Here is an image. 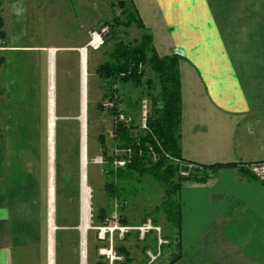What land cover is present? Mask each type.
<instances>
[{
    "label": "rangeland",
    "instance_id": "374dc122",
    "mask_svg": "<svg viewBox=\"0 0 264 264\" xmlns=\"http://www.w3.org/2000/svg\"><path fill=\"white\" fill-rule=\"evenodd\" d=\"M7 1L3 6L0 0V189L10 220L11 264H48L49 79L48 56L42 54L47 51L33 48L39 45L50 54L52 46L63 47L54 57L58 79L54 82L53 263L105 264L99 253L104 244L98 241L93 226L117 208V214L128 222L138 223L145 217L158 222L168 242L152 264H166L176 252V231L160 207L163 184L148 170H133L129 177L113 182L107 172L128 165L115 168L106 162L107 156L114 157L116 148L128 146L131 140L117 135L115 114L131 113L136 122L140 99L148 97L153 102L158 92L157 85L150 87L147 81L157 82L153 71L142 63L139 67L145 73L140 84L130 79L113 81L99 69L111 63L116 43L132 47L139 41L140 29L123 24L128 15L126 0H18L25 4L15 7L10 6L13 0ZM104 27L103 44L87 50L82 77L81 49L91 30ZM106 101L115 106L105 109ZM127 130L129 136L135 133ZM147 135L141 133L142 143L131 147L136 155L138 147L143 149L144 155L138 156L149 168L155 163V149L148 148ZM167 162L178 167L177 173L181 170L174 160ZM185 170L188 177L192 171ZM83 178L89 195L84 232ZM134 235L116 241V251L123 257L116 264L146 261L144 248L155 246V234L148 233L143 242Z\"/></svg>",
    "mask_w": 264,
    "mask_h": 264
},
{
    "label": "crops",
    "instance_id": "0c3cea01",
    "mask_svg": "<svg viewBox=\"0 0 264 264\" xmlns=\"http://www.w3.org/2000/svg\"><path fill=\"white\" fill-rule=\"evenodd\" d=\"M129 1L156 53L178 57L182 160L211 173L180 188V257L171 264H264V179L251 170L264 162V0ZM33 48L47 51L50 103L54 57L63 47L52 46L53 54ZM48 136L53 181L54 125ZM52 192L54 200L53 185ZM10 238L0 189V264H11Z\"/></svg>",
    "mask_w": 264,
    "mask_h": 264
},
{
    "label": "trees",
    "instance_id": "16d2710c",
    "mask_svg": "<svg viewBox=\"0 0 264 264\" xmlns=\"http://www.w3.org/2000/svg\"><path fill=\"white\" fill-rule=\"evenodd\" d=\"M126 9L128 10L127 21L123 24L130 26L136 25L140 29V38L137 45L129 47L128 45L118 42L114 45L111 54V63L100 67L102 74L109 76V79L116 80H131L136 84H140L144 69H140L142 63L149 67L156 78L157 82L150 81V87L157 85L158 92L156 98H153L152 116L149 120V126L152 131L144 140L153 141L152 135L160 141L163 149L172 157L182 160L181 157V96H180V79L178 71V57L159 56L153 45L150 33L145 29L141 22L138 13L129 0H126ZM125 3V2H124ZM121 23V22H120ZM145 68V67H144ZM121 73H124L121 75ZM155 116V117H154ZM117 135L120 139H129V131L118 125ZM123 141V140H122ZM101 142L103 143L102 139ZM107 163L110 164L111 157H106ZM168 159L160 158L151 167L144 166L145 160L135 155L132 162L123 169H109L107 172L111 181L127 178L133 170L147 171L155 179V181L163 184L164 194L161 201V209L167 218L171 227L175 229L177 234L180 225L181 207L179 202V191L182 184L186 181H203L207 179L211 173L207 171L210 168L207 165L194 163V168L191 169V174L188 177L178 175L176 165L169 164ZM189 162V161H185ZM217 167L221 165H216ZM201 168V169H198ZM177 175V177H176ZM176 177V180L174 179ZM113 195V186H111ZM120 193H118L119 195ZM147 217H145L146 219ZM104 219V218H103ZM144 220V219H143ZM152 220L158 223L154 218ZM121 222H128L121 217ZM176 240V239H175ZM176 252L166 264H171L180 257L178 253L177 241L174 242Z\"/></svg>",
    "mask_w": 264,
    "mask_h": 264
},
{
    "label": "built area",
    "instance_id": "2783aa9c",
    "mask_svg": "<svg viewBox=\"0 0 264 264\" xmlns=\"http://www.w3.org/2000/svg\"><path fill=\"white\" fill-rule=\"evenodd\" d=\"M107 32V28L101 29H93L89 32V40L81 49L84 51L86 55L88 48L90 49H98L104 41L105 33ZM0 37V41H1ZM124 73H121L123 75ZM104 108L114 107L115 103L112 101H106L103 104ZM151 109L152 102L148 97H143L139 101V107L137 111V120L135 122V117L131 113H126L123 111H118L115 114L117 124L133 131L134 134L129 136L130 142L128 146H120L114 150V157L112 156L110 164L115 168H122L129 164L132 160V155H136V152L131 147L132 145L139 146L140 142L142 143L141 133L151 134L152 131L149 126V120L151 118ZM135 122V123H134ZM153 141L145 140L149 145V149L154 147L155 152H152V157L156 161L160 158H165L169 160H174L178 163L179 168L181 170L178 171V175L186 177L185 168L193 169L195 166L192 162H184L183 160L172 157L169 153H167L160 141L156 138V136L152 135ZM128 139V140H129ZM137 154L139 156H143L144 152L141 147H138ZM100 161L102 163L105 162L104 157H100ZM107 162V160H106ZM252 172L259 178L264 179V162L255 163L251 167ZM94 230L97 234V239L101 242L102 247L99 249V253L104 256L105 264H116L119 261L123 260L122 255L118 254L116 251V241L124 240L129 233L136 234L137 238L143 242L148 233H154L155 246L150 247L148 245L144 248L145 253V262L144 264H152L157 258L160 256L163 245L167 244L168 239L163 238L161 226L158 223H155L152 218L147 217L146 219L138 222H121V217L117 214V208L113 210L111 215L104 220V222L99 225L93 226Z\"/></svg>",
    "mask_w": 264,
    "mask_h": 264
},
{
    "label": "bare ground",
    "instance_id": "6f19581e",
    "mask_svg": "<svg viewBox=\"0 0 264 264\" xmlns=\"http://www.w3.org/2000/svg\"><path fill=\"white\" fill-rule=\"evenodd\" d=\"M82 59H83V62L85 61V54H84V51L82 50ZM53 61V60H52ZM85 64V63H84ZM52 67V66H51ZM51 76V75H50ZM52 79V78H51ZM54 82L52 83L51 82V86H50V121H49V126H50V133H51V137H52V133H53V123H54V114H53V105H54V94H53V85ZM84 157V156H83ZM83 167H84V163H83ZM51 180V179H50ZM52 185H53V181L51 180L50 182V235H49V253H48V264H54L53 263V237H52V230H53V226H52V221H53V218H52V212H53V192H52ZM83 209H84V214H83V221H82V231L84 232V230L87 228L88 226V219H89V200H88V188H86L85 186V181H84V178H83Z\"/></svg>",
    "mask_w": 264,
    "mask_h": 264
},
{
    "label": "water",
    "instance_id": "95a60500",
    "mask_svg": "<svg viewBox=\"0 0 264 264\" xmlns=\"http://www.w3.org/2000/svg\"><path fill=\"white\" fill-rule=\"evenodd\" d=\"M85 162H86V160H85Z\"/></svg>",
    "mask_w": 264,
    "mask_h": 264
}]
</instances>
